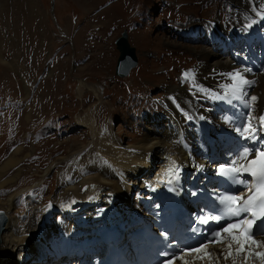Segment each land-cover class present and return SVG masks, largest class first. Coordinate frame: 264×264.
<instances>
[{
  "label": "rangeland",
  "instance_id": "obj_1",
  "mask_svg": "<svg viewBox=\"0 0 264 264\" xmlns=\"http://www.w3.org/2000/svg\"><path fill=\"white\" fill-rule=\"evenodd\" d=\"M226 2L0 0V159L19 149L21 159L18 164L22 173L20 180L11 187V190L18 189L12 212L20 211L16 214L25 220L34 207L45 211L44 224L37 221L32 234H25L29 239L28 245H24L28 264H38L42 261L41 256L47 257L35 236L38 230L44 229L48 218L56 222L62 219V210L51 201L61 187L54 178L63 168L61 159L74 151L73 147L85 146L89 140L87 129L78 122L84 110L94 108V116L101 118V126L109 124L115 137L124 144L138 138L142 132L155 130L157 127L151 120L161 115L162 85L166 82L179 84L180 68L189 69L195 62L192 51L171 49L169 39L180 41L176 38L178 33L184 36L182 45L203 44L208 41L204 33L208 29L203 31L201 27L206 22L209 25L224 24L231 36L240 35L241 27H236V18L239 15L249 17V10L238 7L239 15L231 13L233 8ZM192 19L201 24L200 27L190 25ZM193 27L202 31L195 35ZM189 29V36H186L184 33ZM122 31L127 32L137 59L136 65L125 76L115 73L119 52L114 41ZM209 44L217 50L216 43ZM256 68L259 69L260 64ZM79 79L88 85L95 84L100 98L85 89L79 97ZM81 153L82 156L84 152ZM189 162L196 160L192 158ZM48 167L51 169L45 173ZM41 172L42 176L36 175ZM21 188L26 189L21 191ZM116 191L114 197L119 196L117 200L123 199L127 192L121 188ZM135 192L134 187L130 196L135 197ZM142 193L145 194H138L140 199H144ZM5 196L0 192V200ZM50 197L52 199L48 200ZM138 207L142 208L141 212L132 213L128 218L133 221L131 224L138 214L144 217V208ZM70 225L68 222V227ZM63 233L64 236L56 230L52 231L54 237L50 236L62 243L68 229ZM22 251L23 247L21 254ZM33 253L37 255L33 256ZM17 255L18 252L13 256L15 264L20 261L15 258ZM48 260L53 264L60 259L49 257Z\"/></svg>",
  "mask_w": 264,
  "mask_h": 264
},
{
  "label": "bare ground",
  "instance_id": "obj_2",
  "mask_svg": "<svg viewBox=\"0 0 264 264\" xmlns=\"http://www.w3.org/2000/svg\"><path fill=\"white\" fill-rule=\"evenodd\" d=\"M261 1L263 2V0H227L226 4L232 6L233 11L231 13L239 15L238 7H244L251 14L258 4L259 8H264L260 4ZM253 20L254 17L237 16L235 22L237 28L241 27L240 35H233L231 39H228L231 45H235L232 51L229 52L219 51L210 46L209 43H216L215 41H205L206 43L203 42L198 46H190L182 45V41L185 39L178 33L176 38L180 41L168 37L170 40L168 44L171 45V49L192 51V57L195 61L193 64L197 67V71L192 73L190 82L193 84V89L191 91L186 90V87L182 84L162 81L165 84L162 85L163 105L161 115L153 120L148 116L157 127L155 130L142 132L138 138L124 144L122 140L115 137V133L109 127V124H105L104 127L101 126V118H95L94 108L84 110L82 117L78 118V122L87 129L89 140L85 146L73 147L74 151H70L67 157L61 159L63 168L59 169L57 176L54 178V181L56 180L61 187L53 200H51V197L48 200L56 203L58 208L62 210V212L60 211L62 219L56 222L48 218V223H45L44 229H39L36 233L35 236L39 238L44 252H47V257L38 264L51 263L52 260H48L49 257H58L60 254L66 255L71 245L76 250L77 245L81 242V238L77 242L80 235L88 239L90 235H97L98 232L102 233L104 226L118 229L117 227L122 224H131L133 221L128 220L130 215L141 212L142 208L138 206L144 208L151 201L144 196L145 194L143 195L144 199H140L138 194L147 192V187L157 176L164 175L171 170L177 172L176 178H180L192 174L196 167H205L208 164V161L206 162L198 155V152L202 149L203 140H210L206 123H201V119L209 111L210 101L205 95L209 94L212 88L211 83L218 79L215 75L217 71H222L223 77L228 71L232 73L241 71L246 79L254 81L251 84L253 90L250 93L258 96V100L253 102L252 106L255 114L259 115L264 107V51L257 63L252 58L254 51L251 49H253L252 45L256 43V37L260 35H262L261 40L264 43V23H252L251 27L245 29V26ZM212 24L209 25L206 22L204 26H201L202 30L206 31L205 29L209 30L212 27L213 31L221 28L223 34L231 32L224 24L218 22ZM190 25L200 27L201 24L193 22L192 19ZM172 30L170 31L171 34H173ZM174 35L173 37H175ZM243 41L248 45V48L240 47ZM234 53L237 56V61L231 59V55H234ZM245 61H252V63L245 66ZM257 64H260L259 69L256 68ZM218 82L219 85H222L220 80ZM91 84L88 85L85 80L79 79L77 83L79 97H82L85 89L86 92H91L97 99L100 98L98 87ZM124 97L126 96L124 95ZM217 119L220 122H225L226 117L222 110L218 112ZM18 151L19 149L16 148L8 157L3 160L0 159V192L6 195L3 200H0V215L5 217L3 227L0 229V264H15L13 262L16 260H13V256L17 252L18 255L15 258L18 257L17 260H20L19 264H28V258H25L26 247L24 246L29 243L26 233L30 232L29 236L32 234L31 231L36 227L37 221H43L44 224L45 211L42 208L37 210L38 208L33 206L34 208L29 210L28 215L25 213L27 215L25 220H22L16 214L20 211L12 212V209L16 207L15 200L18 189L11 190V187L20 180L19 177L22 173L18 164L21 159L18 157ZM82 151L84 154L81 156ZM78 155L81 157H78ZM192 158L196 162H189ZM173 162H175L174 167ZM50 169V167L45 169V173H48ZM42 174L41 172L36 175L42 176ZM34 183L37 184L38 181ZM15 187L17 188V186ZM134 187L137 197L130 196ZM120 188L122 191L127 190V192L123 199L117 200L119 196L114 197V192ZM24 189L26 188L20 190L23 191ZM104 203H108V206H103ZM94 204L96 207L93 206ZM79 211L80 213H78ZM143 214L144 217L138 214L136 221L140 217L145 218V212ZM68 222L71 223L70 227H68ZM98 226L101 228L97 229ZM66 229H68V233L63 239V244L57 238L54 239L50 236L52 231L56 230L64 236L63 231ZM255 250L260 251L261 249ZM209 252L213 254L210 258L197 260L192 256L186 259L190 260L191 264H233L235 258V264H245V255H247V253H240L238 256L234 255V257L230 256L225 259L223 245L213 246ZM32 255L37 254L33 253ZM59 262L60 260L53 264ZM247 264H261V261L258 257L250 256Z\"/></svg>",
  "mask_w": 264,
  "mask_h": 264
},
{
  "label": "snow or ice",
  "instance_id": "obj_3",
  "mask_svg": "<svg viewBox=\"0 0 264 264\" xmlns=\"http://www.w3.org/2000/svg\"><path fill=\"white\" fill-rule=\"evenodd\" d=\"M258 16L264 18V12H257ZM252 23H256L255 20ZM251 27V24L248 25ZM250 71V70H249ZM185 79H191L192 73L186 72ZM231 83L225 86V96L219 99L231 98L244 102L246 107L251 108L249 101H245L247 95L245 91L254 81H249L241 71L229 74ZM257 97L251 96L250 101L255 102ZM247 122L237 129L244 139H257L259 130H264V115L256 116L250 110L247 114ZM251 157V158H250ZM175 162H173V167ZM172 175L171 170L167 173ZM251 177V181H245L240 177L243 175ZM219 175L230 177L233 183L244 185L246 191L243 194H218V204L221 206L222 215L202 216L200 223L206 224L209 220L219 222L223 218L230 220L225 226L211 233V238L199 247L188 249L183 255L166 260L164 264H175L176 260L182 264H191L185 257L195 256L194 259L203 260L210 258L213 254L208 251L210 244H220L224 246V258L238 256L240 253H247L245 264L248 257L255 256L264 264V239L257 238L256 230L264 235V151L255 150L254 152L245 147L238 156L232 161L231 166L225 168L221 166ZM235 218V219H232ZM259 222V223H258ZM235 249L233 250V246ZM255 249H261L256 251ZM235 264V258L233 259Z\"/></svg>",
  "mask_w": 264,
  "mask_h": 264
},
{
  "label": "water",
  "instance_id": "obj_4",
  "mask_svg": "<svg viewBox=\"0 0 264 264\" xmlns=\"http://www.w3.org/2000/svg\"><path fill=\"white\" fill-rule=\"evenodd\" d=\"M51 3L53 4V1ZM114 43L119 52L115 73L119 76H125L137 63L135 48L130 45L126 31H122ZM4 218L0 215V229L3 227Z\"/></svg>",
  "mask_w": 264,
  "mask_h": 264
}]
</instances>
